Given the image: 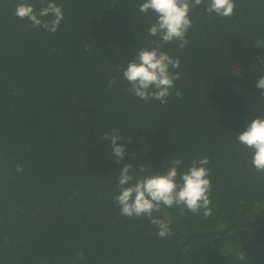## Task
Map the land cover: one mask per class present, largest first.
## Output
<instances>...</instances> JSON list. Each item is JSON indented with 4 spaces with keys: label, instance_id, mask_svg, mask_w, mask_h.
Listing matches in <instances>:
<instances>
[{
    "label": "trees",
    "instance_id": "16d2710c",
    "mask_svg": "<svg viewBox=\"0 0 264 264\" xmlns=\"http://www.w3.org/2000/svg\"><path fill=\"white\" fill-rule=\"evenodd\" d=\"M18 2L0 0V264H264V174L237 143L264 115L255 86L264 0H235L230 18L193 8L186 47L162 49L181 64L164 104L135 97L122 78L137 50L158 39L142 0L115 8L54 0L64 17L55 33L18 19ZM29 2L40 10V0ZM113 131L126 148L121 163L103 139ZM205 157L207 219L161 206L153 216L171 229L161 238L146 216L121 215L114 197L124 164L143 176Z\"/></svg>",
    "mask_w": 264,
    "mask_h": 264
},
{
    "label": "clouds",
    "instance_id": "9594fccd",
    "mask_svg": "<svg viewBox=\"0 0 264 264\" xmlns=\"http://www.w3.org/2000/svg\"><path fill=\"white\" fill-rule=\"evenodd\" d=\"M39 11L29 0H19L15 5L14 15L21 20H28L33 27L43 28L55 33L63 20L62 7L54 0H40ZM205 5V11L224 18H230L235 11V0H142L138 6L140 13L147 15L150 11L155 16L147 32L152 37V47H141L135 56L123 68L122 78L129 84L128 91L135 97L147 102L157 100L161 104L167 102L175 81L180 79L177 71L181 64L179 57L172 58L162 50L166 44L178 42L183 49L188 44L186 34L192 27L190 13L193 8ZM51 17L50 20L43 18ZM264 63V60H261ZM109 87L116 83L115 78L109 82ZM256 88L264 90V74L256 82ZM179 97L181 93L176 92ZM264 97V91L261 92ZM104 140L111 141L112 155L117 163H121L126 155V148L117 143L122 135L113 131L104 134ZM239 145L250 150L252 167L264 174V115L258 116L247 123L246 129L238 135ZM183 161L172 159L164 172L148 173L143 176H133V166L124 164L118 174L119 193L114 197L121 215L132 218L146 216L151 224L158 228V235L166 238L171 229L168 222L153 216L160 212L161 206L184 207L193 214H200L207 219L211 215L210 208V169L209 160L195 159L191 161L186 171H180ZM139 172H147L148 167L139 165Z\"/></svg>",
    "mask_w": 264,
    "mask_h": 264
},
{
    "label": "water",
    "instance_id": "95a60500",
    "mask_svg": "<svg viewBox=\"0 0 264 264\" xmlns=\"http://www.w3.org/2000/svg\"><path fill=\"white\" fill-rule=\"evenodd\" d=\"M114 1H115V3H114V8H115L116 5H117V3H118V0H114ZM115 35H116V33H114L113 36L111 37V39H110V41H109L110 45L112 44V41H113V38H114Z\"/></svg>",
    "mask_w": 264,
    "mask_h": 264
}]
</instances>
